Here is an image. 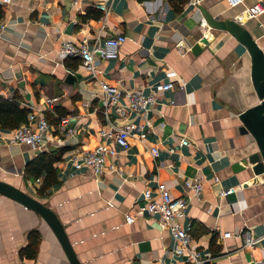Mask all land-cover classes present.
Returning <instances> with one entry per match:
<instances>
[{
  "label": "crops",
  "instance_id": "1",
  "mask_svg": "<svg viewBox=\"0 0 264 264\" xmlns=\"http://www.w3.org/2000/svg\"><path fill=\"white\" fill-rule=\"evenodd\" d=\"M95 1L0 3V99L17 95L27 114L40 112L54 125L66 115L75 127L71 136L57 129L35 147L12 142L14 128L0 126V179L57 213L81 264L192 263L187 251L169 252L171 236L159 228L156 215H135L143 189L158 181L173 197L187 200L181 222L190 236L188 246L204 264H264V173L255 175L249 163L232 169V163L241 164L256 149L252 136L238 131L237 118L259 101L250 55L228 31L211 28L202 16L205 9L233 19L242 8L259 3L263 10L242 24L264 52V0H242L235 6L226 0H187L176 3L178 10L169 0H105L106 15ZM118 33L126 37L118 55L99 60L94 73L74 64L77 56L67 57L66 63L58 54L65 40L102 43ZM201 37L207 43L193 54L191 46ZM102 80L140 89L153 100L144 110L113 114V121L129 130L128 146L108 140L116 154H106L104 171L95 175L88 167L75 170L72 160L99 142L98 130L107 124L98 98ZM168 81L173 87L162 89ZM51 96L57 100L49 110L45 101ZM152 146L158 148L157 156L151 154ZM49 149L60 154L53 163L58 182L39 195L41 177L25 176L24 166ZM196 177L202 181L198 194L186 184ZM229 188L231 192L221 193ZM126 214L133 220L127 221ZM31 228L41 235L34 259L19 255ZM246 228L254 244L244 242ZM0 264L70 263L39 215L0 195Z\"/></svg>",
  "mask_w": 264,
  "mask_h": 264
},
{
  "label": "built area",
  "instance_id": "2",
  "mask_svg": "<svg viewBox=\"0 0 264 264\" xmlns=\"http://www.w3.org/2000/svg\"><path fill=\"white\" fill-rule=\"evenodd\" d=\"M197 2V0H194ZM242 0H226L228 6H235L241 3ZM9 0H0V3H7ZM99 8L103 15L109 11V4L105 0H97L94 4ZM263 10L259 3L246 6L239 10L234 20L238 23L244 22L248 17H254ZM125 35L118 33L116 35L105 37L102 43L95 41L92 44L87 40L74 42L65 40L58 49V54L62 59L69 56H77L80 58V63L91 73L95 72L96 64L99 60L107 58H115L121 44L125 40ZM99 101L101 103V111L104 114L107 124L102 125L98 132L100 136L99 142L91 149L78 152L72 160V167L75 170L82 168H90L95 175L102 173L105 169V155H115V149L108 140L123 147L128 146L129 130L125 126H118L113 121V114L123 116L127 110L140 111L152 102L151 95L144 94L140 89H121L116 84H111L106 81H100ZM173 87V82L168 81L161 84L162 89H170ZM57 100L56 96L46 98V107L52 110L54 103ZM69 118L60 117L54 125L48 122L46 117L40 112L31 110L27 114L26 121L20 123L13 129L12 142L24 143L31 146L40 147L44 145L46 136L57 129H60L66 136H71L75 132V127L70 126ZM181 142L188 143V139L181 138ZM150 152L153 156L158 155V148L152 146ZM186 184L198 194L202 190V181L200 177H196L192 181H187ZM232 189L221 190L222 194L231 192ZM142 203L137 204L135 215H141L148 212L151 215H156V222L161 229L168 230L172 246L169 249L170 253L182 254L188 252L187 259L194 264H204L200 258L199 252L188 246L190 236L187 227L181 222L188 205L187 200L183 196L173 197L163 181H158L154 188L146 187L142 191ZM134 215L126 214V220L132 221ZM244 242L254 244L256 239L251 237V230L246 228L241 232Z\"/></svg>",
  "mask_w": 264,
  "mask_h": 264
},
{
  "label": "water",
  "instance_id": "3",
  "mask_svg": "<svg viewBox=\"0 0 264 264\" xmlns=\"http://www.w3.org/2000/svg\"><path fill=\"white\" fill-rule=\"evenodd\" d=\"M202 16L205 23L211 28L228 31L245 46L250 55V75L259 101L238 112L237 118L240 122L238 131L249 133L255 142L256 149L242 158V165L238 162L232 163V169L235 171L242 169L243 165L249 163L255 175L264 173V52L244 24L231 18L215 17L205 9L202 10ZM201 43H207V38L201 37L200 43L198 41L193 43L191 46L193 54H198L202 50ZM71 76V73L67 74V78ZM0 195L18 202L39 215L54 233L69 263L81 264L68 238L64 224L50 206L38 197L3 179H0Z\"/></svg>",
  "mask_w": 264,
  "mask_h": 264
},
{
  "label": "trees",
  "instance_id": "4",
  "mask_svg": "<svg viewBox=\"0 0 264 264\" xmlns=\"http://www.w3.org/2000/svg\"><path fill=\"white\" fill-rule=\"evenodd\" d=\"M171 3L174 4L176 7L175 9L178 10L179 4H183L187 0H169ZM89 9L87 11V15L90 14ZM96 17L101 15L100 10H96V13H93ZM3 16V9L0 5V18ZM66 61V59H65ZM80 62V58L76 57L74 59V64ZM67 63V61H66ZM48 120V116H45ZM27 119V109L20 108L18 106V96L14 95L12 98L0 99V126L3 128H15L20 123L26 121ZM60 119V118H59ZM60 154L55 153L54 150L49 151H41L35 157L28 160L24 166V174L25 176H32L33 178L37 179L41 177V184L37 188V193L39 195H44L47 193V189L58 182L57 179V169L53 165V163L59 160ZM40 232L36 228H31L27 232V241L26 244L19 249V255L21 257H26L29 259H34L38 253V247L40 243ZM215 236L213 235L210 241V247L215 250ZM187 264H194V263H187Z\"/></svg>",
  "mask_w": 264,
  "mask_h": 264
}]
</instances>
